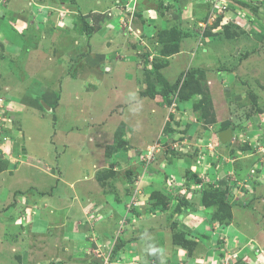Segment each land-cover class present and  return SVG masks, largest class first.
I'll return each mask as SVG.
<instances>
[{
	"label": "rangeland",
	"instance_id": "374dc122",
	"mask_svg": "<svg viewBox=\"0 0 264 264\" xmlns=\"http://www.w3.org/2000/svg\"><path fill=\"white\" fill-rule=\"evenodd\" d=\"M33 1L35 5L24 16L36 17L41 24V30L36 24L28 26L39 47L25 53L12 45L15 54L3 56L9 62V72L0 79V264H17L14 259L23 255L19 252L23 243L31 240L29 224L15 221L24 212L30 219L35 213L43 225L52 223L53 235L58 224L62 231L75 230L81 219L99 218L89 216V211L83 213L88 198L116 194L117 200L123 198L119 204L112 203L118 214L99 218L94 230L104 242L125 233L127 226L122 224L129 219L123 209L137 212L134 197L145 177L142 167L152 164L160 168L168 160L173 164L174 158L188 163L184 168L188 182L203 184L191 198L172 196L180 211L203 208L205 202L216 198L214 203L219 205L214 209V221L222 222L231 215L230 225L244 236L263 235L264 118L256 103L257 98L264 103V90L247 93L242 100L235 98L241 89L234 79L229 81L227 72L239 68L251 91L256 89L255 77H245L243 71L255 67L244 64L248 56H264V4L259 9L245 4L243 11L251 21L239 16L235 22L223 16L222 24L217 21L210 26L211 32L203 34L199 23L208 19L211 4L207 0H195L204 7L194 12L192 8V13L184 11L182 0H172V4L164 0ZM51 1L57 7L64 3L69 12L55 7L49 18H38L39 4L50 5ZM97 1L106 2L99 6ZM229 1L234 10L243 8L239 0ZM97 6L100 11L95 13ZM176 7L179 12H174ZM105 16L111 19L107 28ZM65 17L75 21L72 28ZM84 23L90 26L87 29H94L91 36ZM247 23L252 28L246 27ZM24 35L26 44H31L29 35ZM13 37L17 39L15 34ZM205 49L212 50L207 53ZM253 62L257 65V60ZM170 87L169 97L161 95ZM228 113H236L235 119ZM251 117L253 132L237 133L236 128ZM198 120L211 129L212 124L225 130L232 127L237 139L226 143L227 149L215 146L218 139L203 137L202 132L190 140L188 121ZM198 137L204 138L199 145ZM141 148L153 151L148 153L150 160L136 164L128 152ZM158 178L164 181L165 176H156L157 183ZM171 181L174 179H169V184ZM66 199L73 202L71 216ZM18 204L24 205L18 209ZM164 216L163 223L167 220ZM91 230L86 233L88 239L96 236ZM123 238L129 241L133 236L126 232ZM49 239L38 240L39 246L47 249ZM84 239L85 252L92 250L91 242ZM119 243L118 238L113 252ZM24 259L25 264L30 263L28 257Z\"/></svg>",
	"mask_w": 264,
	"mask_h": 264
},
{
	"label": "crops",
	"instance_id": "0c3cea01",
	"mask_svg": "<svg viewBox=\"0 0 264 264\" xmlns=\"http://www.w3.org/2000/svg\"><path fill=\"white\" fill-rule=\"evenodd\" d=\"M17 1H24V3L22 5H17ZM51 2L50 5H41L38 3L40 5V15L38 18H49L50 10L54 11L56 8L58 9L57 11L69 12L68 8L64 9V3L61 2L60 4H58L57 7L54 2ZM105 2L97 1L99 6H101V4ZM165 2H167V4H172L173 1L164 0V3ZM132 4L134 5L135 2ZM180 4L182 5L181 7L184 8V11L187 9L189 13H192V8L194 12V10H198L201 9V7H204L196 4L195 0H182ZM34 5L35 3L33 0H0V79L3 78L6 73L9 72V62L7 61V59H4L3 56H6V54L10 53L15 54L12 45L13 47H17L16 49L19 48L24 50L25 53L29 52L30 50H33L35 45L39 47L40 42L36 41L35 38L32 39L30 37L29 27H31V25L34 27L36 24L37 27L41 30V24L38 22V19L36 21V17H33L32 19L30 16H24L27 10L29 11L30 8L32 9ZM178 7L181 9L180 6ZM183 8L180 10L181 12L183 11ZM109 9H111V7ZM175 9L177 10L173 9L174 12L179 10L177 7ZM94 11L95 13L96 11H100V9H98V6L95 10H93V12ZM234 13L235 12H233V14ZM82 17L84 18V14L82 15ZM65 18V20L68 21V23L70 24V28H72L74 26L75 21L73 19H69L68 17ZM103 19H105L103 23L104 28H107V25L111 22V19L110 17L106 16ZM47 24H49V21L46 22L45 26ZM250 28L252 27L250 26ZM13 33L17 37V39H15L16 41L13 39ZM24 34L29 35L28 41L31 44H26L27 37H25ZM204 44L208 45V42ZM3 48L6 53L3 52ZM211 50L212 49H205L207 53ZM242 57L243 59L245 58L243 54L241 55V58ZM247 58L245 59L244 64L253 63L255 67H252V69H248L247 71L243 72H245V77L249 75L255 77V79H253V82H257L258 84H256V89H252L253 91H251L250 85L246 82V79H243L240 76L239 68L235 69V72H227L230 75L229 81L230 79H234V84L240 87L241 89V94H238L235 97H239L240 100H242V98H244L247 93H258L264 90V56H255L252 54ZM236 60L239 61V57H236ZM255 60H257V65L253 62ZM259 60H261L260 62H262L261 69L259 68L260 66L258 67ZM226 62L227 64L229 63V61ZM233 62H235V60ZM255 96H257V94H255ZM257 99L258 103H256V107L260 108L261 118L262 116L264 118V103H262L260 98ZM228 115L231 116L232 120H234V117H236V113H228ZM249 123H253L252 117L248 119L245 118V121L242 123L244 125H242V127L236 128L237 133L240 131H243L241 132L243 134L245 133V131H248V133L253 132L254 124L249 125ZM245 124H247V126H245ZM212 125H214V127H212L211 129L209 127V124L203 125L202 122H200L199 120L192 122L188 121V138L190 140H193L195 138L193 135L196 134L198 136V134L202 132L203 137L211 136V138H209L214 141V138L218 139V143L214 142L215 146H219L220 149L221 147H223V149H227L226 144H223L219 137L220 134L225 131V129L218 128V126H215V124ZM261 126H264V121L261 123ZM228 129L232 130V127ZM233 135L236 136V132L233 131ZM261 136H263V134H261ZM198 138L199 140L196 141H198L199 145L203 142L204 138ZM141 149H136V151L135 149H132V152H128V154H131L130 156H134L132 158H135L136 164H138V154L145 151ZM133 153L134 155H132ZM173 162V164H169V160L168 162L165 161L160 167L161 169H163V171H161L159 167L153 168L152 164L148 165V167L150 168H148L147 166L142 167L145 177L149 175V179L147 182H145L144 177L141 182V185L137 188L139 190V193L137 194H140L139 197L137 194H135L137 189L132 192V194H130V196L128 197L130 200L135 194L134 200H137V212H131L130 210L127 211V209H123V211L125 210V219H129V221L124 220V223L122 224V227L127 226L123 230V232L125 231V233H130V235L133 236V239L129 241H126L124 239L126 244L122 246L121 249H116L117 251L115 250L113 252V248L116 244L117 239L123 237L125 233H119L118 235L112 237V239L106 240L104 242V237L102 235L96 234V229L94 230L96 224L98 225L101 219H105V216L110 215L111 217L115 218L116 216L114 217V215L116 213L118 214V211L114 210L112 207V203L119 204V200H117L118 197L116 196V194H114L113 196L99 199L96 197L88 198V205L84 203V207L82 208L83 213L89 211V216L93 215L94 217L98 216L99 218H101L100 220L99 218L96 219L97 221L94 220V218L92 220H85L87 221V223H89L86 225H88L89 228L91 227L92 233L96 235L90 239H88L87 236V234L90 233L89 228L84 225L85 221H83L82 219L80 220L81 224L79 222L75 230L62 231V229L60 228L61 224L56 225V227H58V231H56L52 235V223H50V226H48V223L46 225H43L44 221H38L35 213H33V219H30V216H26V212L19 215V217L15 220L17 224H19V221L23 222L24 224L28 223L34 231H32V229L31 231H28V234L30 233L29 238L31 240L28 243H23L25 244L24 247L19 250V252H22L23 255L20 256V258L17 257V259H14V262H16L17 264H25L24 258L28 257L27 261L30 262L28 264H223L221 259L224 260L228 258L229 264H235L239 261L243 262L244 264H264V234L258 237L244 236L234 226H231L230 224H222L217 220L214 221L213 211L211 209L204 207L202 208L200 206L195 207L193 210H190L187 213L183 211V209L179 213H173V209L176 207L177 203L176 200H172L171 207L166 212H153L151 210V201L149 200V196L151 192L155 190H160L165 195L174 196L175 194L176 196L177 194H179L180 196H184L185 198H191V196H193L195 192L200 190L201 185H203L199 182H193L189 184L188 180L184 176V168H188L189 166L187 165L188 163L185 162V159L179 162L178 159L174 158ZM133 163L134 162L131 159V164ZM116 168L117 167H115L114 169ZM189 168H191V166ZM192 168L197 167L193 166ZM194 172H196V169L194 170ZM162 175L165 176V179H163L164 181H161L159 178L158 183L154 181V178L156 176L160 177ZM169 179H174V181H171V184H169ZM221 180L218 181L220 182ZM219 182L217 183L219 184ZM127 185L129 186V183ZM198 187L199 190L197 189ZM66 200L67 201L65 207H69L68 215L71 216L70 212L73 208V202H68V199ZM77 200L78 197L74 199V201ZM121 201H123V198H121ZM23 205L24 204H18L15 207L19 209V207H23ZM147 206L149 207V209L147 208ZM16 208H13L11 210H14ZM144 208L147 209L149 212H146L147 210H145L144 213H142V210H144ZM10 213H12V216L10 215L9 219H12L14 213L13 211H11ZM163 216L167 219L165 223H163L162 220ZM3 219L8 220L5 219V216H3ZM92 221L94 223H92ZM174 221L178 222L179 229L183 230L188 234L186 236V239L196 243L195 245L192 243L191 250L175 242L173 231L171 230V226ZM20 225L22 226V224ZM79 227H81L82 229L79 230ZM48 236L50 238L49 240L51 243L48 244L47 249L45 246H39L38 240H47ZM85 237L86 243L90 241V245L92 247V250L91 248H89V250L86 252L84 250V246H86V244L84 245ZM113 239L114 241H112ZM93 250L97 251V253L95 254V252H91ZM109 251L111 254L107 256V254L105 253ZM60 252L61 254H59ZM84 252L87 254H84ZM233 256L236 257L233 258Z\"/></svg>",
	"mask_w": 264,
	"mask_h": 264
},
{
	"label": "trees",
	"instance_id": "16d2710c",
	"mask_svg": "<svg viewBox=\"0 0 264 264\" xmlns=\"http://www.w3.org/2000/svg\"><path fill=\"white\" fill-rule=\"evenodd\" d=\"M239 2L241 3V6L244 8H242V9H239V10H245V7L247 8V6L245 5V4H249V3H247V2H245L244 0H239ZM231 4V3H230ZM251 5V4H250ZM252 6L255 8V9H259V8H261V6L260 5H257V3L256 2H252ZM231 7H232V9H234V7H233V5L231 4ZM245 12V11H244ZM249 15V14H248ZM244 18V17H243ZM245 19V18H244ZM221 20H222V18H219V20H218V22H221ZM246 20V22L247 21H251L252 19H245ZM85 25V30H86V33L89 35V36H91L92 34H93V28H89V29H87V27H90V26H88L87 25V23H84ZM218 24V23H217ZM216 24V25H217ZM207 33L209 32V31H206ZM192 74V73H191ZM190 76V75H189ZM172 90H173V88L172 87H170V88H167V89H165L164 91H162V94L161 95H164V97H169L170 96V94H171V92H172ZM152 96H155V94H153ZM223 129V128H222ZM248 152H251L250 150L248 151ZM139 163H143V162H140L139 160H138V164ZM188 175H189V173H188ZM185 176V178L188 180V178H187V175L185 174L184 175ZM135 182H133V183H129V184H134ZM191 183H193V182H189V184H191ZM212 197H214V196H212ZM172 196L171 195H165L162 191H160V190H155V191H153V192H151V194H150V196H149V200L151 201V203H150V206H151V210L154 212V211H164V212H166V211H168L169 210V208L171 207V204H172ZM217 199L215 198V200L214 201H216ZM214 201H212V202H205L204 203V208H208V209H211L212 211H213V215L215 214L214 212V209H216V207L219 205L218 203L215 205V203H214ZM119 202H121V200H119ZM177 207H175L174 209H173V213H179V212H181L182 211V209H181V211H180V208L181 207H179V205H176ZM190 210H193V207H192V209H190V207H188L186 210H185V212L187 213V212H189ZM230 217H231V215H229L228 217H226L222 222L220 221V223H222V224H230ZM218 222H219V220H217ZM171 230L173 231V234H175L174 235V238H175V242L176 243H178V244H180V245H182L183 247H187L189 250H191V245H192V243H191V241H189V240H187L186 239V237H185V235H186V232H184L183 230H181V229H179V227H178V222L177 221H174L173 222V224H172V226H171ZM178 233V234H177ZM188 235V234H187ZM119 240H120V243H119V246L117 247V250H119V249H121L122 248V246H124L125 245V240H124V238L123 237H120L119 238ZM189 243H191V245H187V244H189ZM194 244V243H193ZM116 250V251H117ZM235 264H244L243 262H237V263H235Z\"/></svg>",
	"mask_w": 264,
	"mask_h": 264
},
{
	"label": "built area",
	"instance_id": "2783aa9c",
	"mask_svg": "<svg viewBox=\"0 0 264 264\" xmlns=\"http://www.w3.org/2000/svg\"><path fill=\"white\" fill-rule=\"evenodd\" d=\"M210 2L211 4V10H209V15H208V19L206 20V22L202 21L201 23H199V27L202 28L203 30V34L206 33V31H212V26L214 25V23H216L219 18H222L220 24H222L223 22V16L226 19H229L231 21H235L237 17L241 16L244 17L245 19H250L251 17H249V15L244 12L243 10H239V12H241V14L237 11L231 8V4L229 0H207ZM247 3H254L256 2L257 5H262L264 4V0H244ZM232 11V15H228L230 14ZM233 12H235L233 14ZM211 26V27H210ZM246 27H250V24L247 23ZM237 139L236 136H233V140ZM152 148H149V150L147 149L145 152L141 153L138 156V159L140 162H145L146 159L150 160V156H148V153L152 154ZM148 162V161H147ZM236 256H233V258H235ZM223 264H229L228 262V258L224 259Z\"/></svg>",
	"mask_w": 264,
	"mask_h": 264
},
{
	"label": "water",
	"instance_id": "95a60500",
	"mask_svg": "<svg viewBox=\"0 0 264 264\" xmlns=\"http://www.w3.org/2000/svg\"><path fill=\"white\" fill-rule=\"evenodd\" d=\"M48 108V107H47ZM49 109V108H48ZM220 140L223 144H226V143H230L232 141V138H233V135H232V130L231 129H227L225 131H223L221 134H220Z\"/></svg>",
	"mask_w": 264,
	"mask_h": 264
},
{
	"label": "clouds",
	"instance_id": "9594fccd",
	"mask_svg": "<svg viewBox=\"0 0 264 264\" xmlns=\"http://www.w3.org/2000/svg\"><path fill=\"white\" fill-rule=\"evenodd\" d=\"M210 32H211V31H210ZM232 135H233V131H232ZM233 136H234V135H233ZM232 141H234L233 138H232ZM145 151H146V150H145ZM141 153H143V152H141ZM141 153H140V154H141ZM140 154H139V155H140ZM139 155H138V156H139ZM138 156H137V159H138ZM138 160H139V159H138Z\"/></svg>",
	"mask_w": 264,
	"mask_h": 264
}]
</instances>
